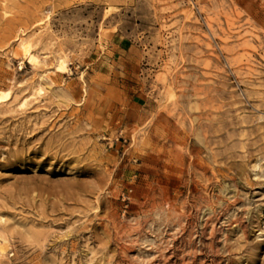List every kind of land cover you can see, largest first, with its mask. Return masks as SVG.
Segmentation results:
<instances>
[{
	"label": "rangeland",
	"instance_id": "374dc122",
	"mask_svg": "<svg viewBox=\"0 0 264 264\" xmlns=\"http://www.w3.org/2000/svg\"><path fill=\"white\" fill-rule=\"evenodd\" d=\"M0 234V264H264V0H0Z\"/></svg>",
	"mask_w": 264,
	"mask_h": 264
},
{
	"label": "bare ground",
	"instance_id": "6f19581e",
	"mask_svg": "<svg viewBox=\"0 0 264 264\" xmlns=\"http://www.w3.org/2000/svg\"><path fill=\"white\" fill-rule=\"evenodd\" d=\"M57 67H58V69H64V63L61 62ZM5 242L6 241H5L4 237L0 234V256L3 255V252H4L3 244Z\"/></svg>",
	"mask_w": 264,
	"mask_h": 264
}]
</instances>
